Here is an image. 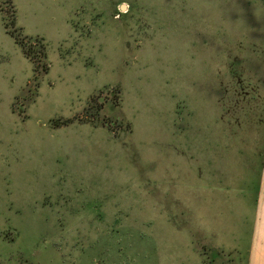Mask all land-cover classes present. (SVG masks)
<instances>
[{"label":"rangeland","instance_id":"1","mask_svg":"<svg viewBox=\"0 0 264 264\" xmlns=\"http://www.w3.org/2000/svg\"><path fill=\"white\" fill-rule=\"evenodd\" d=\"M257 246L264 0H0V264Z\"/></svg>","mask_w":264,"mask_h":264},{"label":"crops","instance_id":"2","mask_svg":"<svg viewBox=\"0 0 264 264\" xmlns=\"http://www.w3.org/2000/svg\"><path fill=\"white\" fill-rule=\"evenodd\" d=\"M255 248H258V250H254L252 253V257L249 260V264H264V247L263 246H257ZM260 249V253H258Z\"/></svg>","mask_w":264,"mask_h":264},{"label":"trees","instance_id":"3","mask_svg":"<svg viewBox=\"0 0 264 264\" xmlns=\"http://www.w3.org/2000/svg\"><path fill=\"white\" fill-rule=\"evenodd\" d=\"M3 13L7 14L8 16H10V14H9L10 12H9L8 9H7V10L4 9V10H3ZM12 16H13V17H12V18H13V19H12V24H15V14H12ZM10 33H12V32H10ZM14 33H15V32H14ZM14 33H12V35H13L14 37H16L17 41H18V42L24 47L25 54L28 55V53H27V52H28V50H27V44L25 43L24 40L19 39L18 36H16ZM41 47H42V46H41ZM30 48H31V47H30ZM30 48H29V49H30ZM217 255H218V257H219V254H218V253H217Z\"/></svg>","mask_w":264,"mask_h":264}]
</instances>
